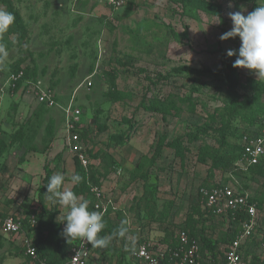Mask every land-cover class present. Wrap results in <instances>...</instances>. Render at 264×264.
I'll return each instance as SVG.
<instances>
[{
  "label": "rangeland",
  "instance_id": "rangeland-1",
  "mask_svg": "<svg viewBox=\"0 0 264 264\" xmlns=\"http://www.w3.org/2000/svg\"><path fill=\"white\" fill-rule=\"evenodd\" d=\"M12 1L27 34L7 38L0 3V137L15 138L0 158V214L24 220L30 212L37 225L40 216L43 222L64 223L91 202L65 179L75 172L76 159L67 148L66 110H79L75 146L95 170L116 229V236L107 238L111 249L94 245L92 260L135 264L136 241L160 237L165 226H181L199 206L200 187L211 178L219 132L226 127L238 134L228 136L225 151L237 152L251 100H259L256 85L264 88V0H129L118 11L106 0ZM13 67L27 78L16 92L8 89ZM229 67L247 99L236 101L229 94L219 76ZM159 76L165 79L155 87L146 79ZM38 81L50 90L54 105L40 104L28 93ZM157 100L175 107L166 121L145 111ZM259 103L264 106V95ZM190 132H199L200 142H185L189 149L176 155L167 145L186 140ZM97 152L109 159H94ZM46 166L53 178L44 213L40 194ZM147 176V186L158 190V210H169L162 226L149 220L141 203ZM229 179L217 172L210 182ZM245 179L252 193L264 192V164ZM226 221L214 218L204 232L219 247L242 231L240 225L230 230ZM256 223L244 244L247 264H264V207ZM37 225L19 236L0 234V264H33L23 250L26 237L39 239Z\"/></svg>",
  "mask_w": 264,
  "mask_h": 264
},
{
  "label": "built area",
  "instance_id": "built-area-1",
  "mask_svg": "<svg viewBox=\"0 0 264 264\" xmlns=\"http://www.w3.org/2000/svg\"><path fill=\"white\" fill-rule=\"evenodd\" d=\"M129 0H106V5L111 11H118L128 5ZM24 80V72L20 71L10 75L8 79L9 91L15 92L17 84ZM91 85V83H90ZM28 93L32 94L40 104L54 105L51 92L44 88L41 81L36 82ZM67 117V148L75 155L86 170L90 166L87 156L77 150L80 135L77 129L81 111L66 110ZM74 145V146H73ZM243 151L240 155L239 167L241 173L248 174L249 169L256 168L264 161V116L259 122L248 129L242 138ZM235 176L230 175L229 182L219 183L212 188L200 189L203 200V209L208 213L227 220L229 216L236 218L239 213H245L246 219L239 225L242 231L234 237L232 242L224 247H219L217 253L206 250L196 239H192L188 232L180 229L176 234V242L165 243L164 235L156 238L142 240L134 250L133 257L138 264H247L245 262V241L257 226L259 212L257 206L251 203L249 190H244ZM89 192L93 198V213L82 212L73 218L67 227L69 234L68 243L72 244L70 264H95L92 257L91 245L93 237L100 231L99 224L108 216L109 207L102 189L88 179ZM21 219L16 216L0 217V234L5 236H19L24 232ZM36 220H30V227L35 228ZM25 256L36 264H48L42 260L34 247V240L26 237L24 241Z\"/></svg>",
  "mask_w": 264,
  "mask_h": 264
},
{
  "label": "trees",
  "instance_id": "trees-1",
  "mask_svg": "<svg viewBox=\"0 0 264 264\" xmlns=\"http://www.w3.org/2000/svg\"><path fill=\"white\" fill-rule=\"evenodd\" d=\"M0 3L5 8L2 18H3V26L5 29L7 38L11 36H16L18 39L25 38L27 34V31H26L27 29L23 21V18L21 16V13L14 6L13 1L12 0H0ZM17 69L18 68L13 67L12 70L15 71V73L13 74L23 71L24 80L20 81L17 84L16 91H18L21 88L22 84H25L27 82L26 72L22 69H19V70ZM185 71L188 74H192V75H197V76L203 75L202 72H199L196 70L186 69ZM219 76L222 77V80L228 84V92L232 96V98H234V100L238 101L241 99H247L245 96H242L238 91L240 83H239L238 78L236 77V74L233 68L229 67L227 72H219ZM146 79L152 86L155 87L158 83H161V81H163L165 77L159 76L156 81H154L150 77H147ZM256 87L257 88L255 89L256 90L255 97L259 98L260 100V96L264 95V88L259 87L258 84L256 85ZM254 100H255L254 98L253 100H251V103H252L251 106L253 109L250 111V114L248 115V117L244 119L246 123L248 124H247L246 130L245 131L243 130L239 136V139L241 142L237 144L238 145L237 152L236 151L231 152L230 150L225 151V149L229 148V145H228L229 143L227 141L228 136H235L236 134H238V130H234L232 132L231 129H228V127H226L225 130H221L219 132L220 150L213 157L214 158L213 159L214 160L213 173L211 174V178H209L207 182L202 184L200 189L212 188V187L218 186L220 181L210 182V179L215 178V175L217 172L223 175L225 174H229V176L233 175L238 180L241 179L240 180L241 182L240 184H242L241 187L245 191L249 190L251 194V203L255 204L257 206L258 212H260V209L264 207V192L257 193V194L252 193L251 188H249L250 184L246 183L247 180L245 178H249L254 174L256 175V170L258 171L263 166L264 161L261 162L260 165H258L256 168L249 169V173L247 175L241 173V171L238 170L240 169L238 165L239 160H240V155H241V152L243 151V145H241L242 138L248 132V128L255 126L259 122L260 118L264 116V106L262 105H260L261 107L258 106V104H260L259 100L256 103H254ZM173 106L174 105L171 102H166L165 100H161V101L157 100L153 104L149 106H144V107H145L146 112L151 113V114L160 115L162 116V120L166 121V116H170L172 111L175 110V107ZM19 133L20 132H17V134ZM186 137H187L186 140L185 138L181 137L175 140L174 142L168 144L167 146L172 148L174 152L176 153V155H178L183 150L185 151L186 149H189L185 146L186 145L185 142L189 143L187 145H191V144H198L201 140V136L199 132H190L189 134L186 135ZM14 141H15L14 137H12L11 141L9 142H7L6 140L0 137V158L3 157L5 154H7L9 149L13 147ZM163 145H164L163 143L159 145L160 147L157 149L158 154H160ZM223 149L225 152L220 153L221 150ZM93 158L107 160L109 159V156L105 154L104 152H97L93 155ZM20 162L22 163L23 160H20ZM74 162H75L74 175L71 178H66V180L74 184L73 191H75V193L89 194L91 196L89 192V187H88V179L96 186L99 183L98 178L95 177L96 176L95 170H93L92 166H90L91 170L90 169L86 170L85 168H83V166L81 165L77 157ZM44 170H45L46 176L43 180L44 186L40 194V202L42 204V209L44 213H46V208L43 205V201H44L45 195L49 193V189L51 188L50 186H52L51 180L53 178L52 176L53 171L49 170L47 166L44 168ZM243 178L245 179L244 182H243ZM145 181H146V184H144L145 186H144L141 203L144 204L145 206L144 210L147 212L149 216L148 217L149 220L153 223H159V225L162 226L163 225L162 223H165V220L168 218L169 210L167 209L163 211L158 210L157 208L158 205L154 199L158 192L157 187L155 185L150 186V187L147 186V183L149 181L148 176L146 177ZM60 186H62V184ZM199 196L201 199L199 206L193 209L192 213L189 214L188 218L184 221V223H182L181 226H173V227L169 225L165 226L164 231H163L164 238L162 239V241L168 244L169 243L175 244L177 232L180 229H183L188 232L189 236L192 239L198 240V242L202 244L203 247L207 251L210 250V251H213L214 253H217V250L219 249V243L211 241L208 237V234L206 235V233H204V232H207V229L208 230L210 229L209 221L213 222L214 218L216 217L203 209L202 207L203 200L200 194V190H199ZM89 202L90 201H88L87 206L84 207L83 212H85L86 214L93 213V199H91L90 203ZM30 214L31 213L29 212L27 217L24 220H21L22 222L21 226H23L24 231H25V228L26 229L31 228L29 225H30V220H31L30 218L32 215ZM0 217L5 218L6 216L0 214ZM75 217L77 216H69L65 218L64 223L70 225L71 220ZM245 219H246V214L242 212V213H239L236 216V218L229 216L225 223H227L230 226V230H231L233 228L235 229L236 227H238L239 225L238 222L245 220ZM37 220H39L38 225L36 221L37 233H38L39 239L37 241H34V247L36 248V251L39 257L42 260H45L48 264H70L69 257L71 255L72 244L68 243V241L66 240V234L63 228L64 227L63 225L65 224L62 222H58L56 219H49V220L46 219L43 222L41 221V216L37 217ZM112 224L113 223L110 220L109 216L105 217L101 221V223L99 224L100 231L96 233L93 237V244L91 245L92 253L94 252L93 251L94 245L104 250L107 248L111 249L109 242L107 241V238L110 236H114V237L116 236V229H115V226ZM234 235L235 234L233 233L232 238ZM232 238H230V240ZM144 240L145 239H143V241ZM141 241L142 240H138L135 242L134 244L135 248ZM225 242L227 243L229 242V240H226ZM23 251L25 252V249ZM246 258L247 257H245V261H246ZM124 260H126V258L123 256V261ZM31 262L33 264H36L32 260ZM135 264H138V263H136L135 261Z\"/></svg>",
  "mask_w": 264,
  "mask_h": 264
},
{
  "label": "crops",
  "instance_id": "crops-1",
  "mask_svg": "<svg viewBox=\"0 0 264 264\" xmlns=\"http://www.w3.org/2000/svg\"><path fill=\"white\" fill-rule=\"evenodd\" d=\"M72 173H74V172H73V171L70 172L71 175H68L66 178H71ZM66 178H65V179H66ZM61 187H62V186H61ZM1 211L3 212L4 210H2V208H0V212H1ZM9 215H12V216H13V214H9ZM9 215H6V216H9Z\"/></svg>",
  "mask_w": 264,
  "mask_h": 264
}]
</instances>
